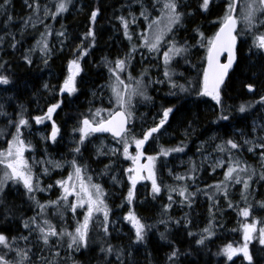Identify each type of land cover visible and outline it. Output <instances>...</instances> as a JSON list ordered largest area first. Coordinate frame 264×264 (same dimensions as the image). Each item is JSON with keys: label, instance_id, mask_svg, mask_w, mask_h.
<instances>
[{"label": "snow or ice", "instance_id": "obj_1", "mask_svg": "<svg viewBox=\"0 0 264 264\" xmlns=\"http://www.w3.org/2000/svg\"><path fill=\"white\" fill-rule=\"evenodd\" d=\"M72 0H58L53 11L48 4L41 3V0H25V4L30 9V14L22 21L20 30L21 37L24 36L29 26L37 29L38 25L51 18L55 20L59 15L68 11ZM11 0H0V15L5 17L3 23L4 35H0V46H3L6 37L12 43L10 47L17 48L20 41L16 39L15 33L8 29L15 23L14 17L9 14ZM216 0H198L197 11L201 14L209 13ZM190 6L183 0H127L123 5L127 14L116 17L123 31L124 38L128 41V51L124 55L109 60L105 58L104 67L108 71V85L110 96L108 103L113 105L110 108L89 109L88 114H82L73 128V134L78 133L75 146L71 149L73 158L71 160H55L50 156L36 159L34 156H26V153L34 151V146L30 140H26L25 129L32 127L31 121L36 125L43 124L46 120L51 121L53 113L61 108L63 100L50 103L46 111L42 110L41 115L30 116L24 105H19L18 110L10 114L4 110V105L0 104V117L6 119V125L0 128V264H65L63 251L69 254L87 251L90 248L91 232L98 228L103 233L105 244L100 247V252L105 257L115 255L117 264H125V252L123 248L116 249L107 243L111 233L109 230L111 209L107 203L108 193L100 183L93 181L90 174L89 165L81 163L77 157L85 147L86 141L91 142L97 134L110 133L117 144L122 146V155L126 160L132 161V167L125 169L129 187L124 202L131 206L136 197V186L140 181H150V195L156 200L162 192L168 193V203L163 205L162 217L168 216L173 204L179 198L181 207L192 208L197 195L203 194L209 202V220L205 227L198 232L188 230L192 224L188 214L181 219L161 218L158 223L165 226V232L160 233V239L167 241L171 251L166 255L165 264H180L182 253L175 242L169 240L168 232L170 225L183 227L188 237H194V243L199 248H206L208 243L213 241L216 236V229L222 227L216 223V213L220 210V197L227 202V207L235 210L238 217L243 218L239 221V231L242 232V242L234 246L229 242L222 246L214 255L226 257L228 262L235 264L234 257H242L247 264H257L250 245L253 241L260 246L259 251L264 252V220L253 215L254 207L264 209V200L257 201L254 206L249 202L251 196L255 199L259 187H264V123H253L246 132L240 130L234 135H239L240 139L228 138L221 143L215 144L213 152L215 158L209 153L204 156L198 165L190 161V167L184 174L174 175L176 185H164L158 180L156 162L162 157H168L172 153L185 151V142L182 140L174 147L160 146L156 155H146L145 145L150 141H155L161 130L169 123L170 116H175L180 111L176 103L162 109L161 117L152 126L144 130L138 137L134 134L132 124L135 117V106L139 99L148 102L152 97L148 95L147 89L152 84L169 85L168 95L178 96V93L195 94L198 98L208 97L215 102L214 107L218 108L219 114L216 121L232 122L236 119L232 115V106H226L222 93L228 87L229 72L234 65L239 63L238 44H248V37L251 43L248 44L249 59L257 56L264 59V0H222L223 14L212 21L218 25V30L211 36L206 37L200 28L193 29L195 33V44H190L187 39L180 43L176 39V32L184 26L187 17L195 15L189 11ZM101 9L96 8L90 13V23L94 26ZM140 25L145 27L136 31ZM52 35L48 25H44V31L39 33L36 44L30 47L22 56L27 66L33 64L32 54L37 50L41 53L45 65L51 56V48L48 37ZM59 37H64L65 32L56 33ZM96 34L93 27H90L84 34L80 45L75 50V58L68 62V75L59 87V94L67 93L72 95L77 92L76 77L81 73L82 67L80 60L89 55V49L95 47ZM85 42L87 46H85ZM63 43V41H61ZM206 49V67L203 68L202 76L198 82L187 80L186 84H178L174 79L177 73L173 69L174 62L179 63L183 59L192 68L196 65L191 64L189 56L193 48ZM62 50V49H61ZM145 51L148 56H145ZM227 53V61L220 62V57ZM137 54L141 57V62L153 59L161 61L163 68V80H151L149 70L142 69L134 76L132 74L133 61ZM8 62H0V86H13L14 81L9 75L4 74L8 71ZM179 75H183L180 73ZM250 79L258 80L259 74L252 72ZM187 85V86H186ZM49 84L45 83L43 88L49 89ZM247 94L253 96L259 91L256 83H245L243 85ZM9 87L0 88V91L7 92ZM178 90V92L176 91ZM95 95V94H94ZM11 99V98H9ZM260 106L264 108V94H260L258 99L243 101L236 108L238 114H247L252 109ZM106 113V114H105ZM246 119V116H242ZM264 121V116L261 117ZM194 121L188 123L185 130L187 137L189 130L192 129ZM58 137L62 139L61 129L53 121L51 131L47 136L41 137L46 143L58 144ZM215 140L216 137L210 138ZM203 142L198 148V152L205 148ZM135 145V155L129 151L131 145ZM121 151L120 148H106L102 143L96 148V156L99 160L103 156H115ZM254 154L259 163V172L250 165L245 159L241 158L242 152ZM144 160L145 162L141 163ZM205 161H212L210 164L213 173L222 170V179L214 184L206 185L205 188L195 187V191L190 188L196 185L197 173L201 170ZM103 163V161H100ZM67 165L66 177L55 180L53 183L44 185L42 177L49 176L53 171L63 170ZM112 164H104L100 175H108ZM171 174V173H170ZM117 181L115 176L112 177ZM189 181L191 182L189 184ZM240 186V201L233 203L230 199V190ZM259 186V187H258ZM53 188L60 190L55 200L47 199L43 202L38 199L39 193L51 191ZM15 189L26 197L30 204L33 215L21 217V228L12 234V228L8 227L12 223L15 215L14 207L10 206L7 197ZM71 198V199H70ZM243 205V206H241ZM124 204L121 205L123 207ZM78 210H82L78 213ZM71 213L75 221V226L69 230L67 214ZM78 216H82L79 219ZM102 216V219L100 217ZM249 217H252L249 222ZM131 225L134 244H141L146 241L149 230L154 227L144 221L129 207L128 212L122 218ZM237 231V229H233ZM210 251V249H209ZM190 254V253H188ZM130 255V254H129ZM111 264V261H107Z\"/></svg>", "mask_w": 264, "mask_h": 264}, {"label": "trees", "instance_id": "obj_2", "mask_svg": "<svg viewBox=\"0 0 264 264\" xmlns=\"http://www.w3.org/2000/svg\"><path fill=\"white\" fill-rule=\"evenodd\" d=\"M57 2L58 0H41L42 4H48L51 9ZM126 3L127 0H72L67 12L62 13L55 20L51 18L45 20L44 24L38 25L37 29H32L29 26L24 36L21 37L20 30L22 28V21L30 14V9L25 4V0H11L9 14L14 17L15 23L8 30L15 33L16 39L20 41V44L17 45L16 49H13L10 47L12 41L6 37L3 46H0V62H8V71L4 74L9 75L14 81L13 86H0V88L9 87L10 89L7 92L2 91L0 96V98L4 97L6 101L8 98H11V102L9 101L6 104V110L12 114L14 113V109L18 110L19 105H24L30 116L41 115L42 110L46 111L50 103L63 100L61 108L53 113L52 120L40 126L41 128L48 127L50 133L51 124L54 121L61 129L62 139L58 137V144H52L48 141L43 145L44 149L41 151V142L36 136L32 135L29 129L24 130L25 138L31 141L34 146V152L37 155L42 153L54 154L60 157L61 160H71L73 158L71 149L74 146L71 147L69 144L70 142L74 144L75 141L73 128L76 126L82 114L86 115L90 108L95 110L103 105V96L98 98L96 91L99 90V87H103L108 83L109 74L107 68L104 67L105 58L112 60L118 56L122 57L128 51V41L124 38L119 21L116 19L121 14H127L126 9L123 8V5ZM197 4L198 0L191 2V8L194 10L195 15L187 17L184 21V26L176 32V39L180 43H183L187 39L190 44H195V33L193 31L195 28H200L207 35L206 37H209L212 32L213 35L218 28V25H214L212 21L223 14L218 15L222 10V0H217V6H213L209 13L204 14L196 10ZM96 8L101 9V12L93 26L90 23L89 17L91 11ZM4 20L5 17L0 15V35H4ZM45 24L52 31V35L48 37L50 48L56 39H58L60 47L56 46L57 48L48 58L47 65L44 64L43 58L38 59V55L41 53L37 50L32 54L33 64L29 67L24 63L22 56L30 47L35 46L36 40L39 39V33L44 31ZM90 27L94 28L96 34L95 47L90 48L89 55L79 61L82 71L76 77V87L78 90L72 95L65 93L61 96L58 90L68 75V62L75 58V50L80 45L84 34ZM62 31L65 32L64 37L56 35V33ZM247 39L248 44H250L251 38L248 37ZM87 43L85 42V46H87ZM248 44H238L239 63L234 65L233 70L229 73L230 79L228 80V87L222 93L224 104L226 106H232V115L236 117L231 123L227 121L213 123L217 119L219 110L214 107L215 102L208 97L198 98L194 93L190 95L178 93V96H171L168 95L170 91L169 85L167 87H156L152 84L148 87V95L153 99L152 101L146 102L148 104L147 106L140 107V112L143 116L145 115L147 117L151 114L152 116L161 117L162 109L172 106V103H176L180 108V111L174 117L170 116L169 123L161 130L162 134H158V138L155 141L150 140L145 146L146 154L156 155L160 146L174 147L182 140L185 142V151L181 153L183 159L186 160L185 164L177 165L176 160L172 158L174 154L169 155L165 163L160 159L156 163L158 180L164 185L182 183L175 181L173 178L174 175L186 173L190 167V161H194L198 165L201 163L199 158L200 153L197 148L198 145L208 141L219 144L222 140L228 138L239 140L240 136L234 134L240 130L247 132L251 127L252 121L258 117L259 108L252 109L247 114H238L235 112V108L241 102L258 99L260 94H264V59L257 56L249 59ZM197 49L201 55L197 62H193L190 59L191 57H188L192 64L196 65V68L188 73L190 75L177 79L178 84H186L187 80L196 81V75L202 73L205 63V52H203V48L197 47ZM179 64L181 62L172 66L173 69L176 70ZM188 68L192 69L191 66H188ZM183 69L187 68L183 67ZM252 72L259 74L258 80L250 79ZM200 79L198 78V81ZM45 83L50 86L48 90L43 88ZM245 83L257 84L259 91L255 96L246 93L243 88ZM176 91L178 92V90ZM242 116H246L247 118L242 119ZM146 121L144 120L142 123H146ZM190 121H194L192 124L193 130H189L186 137L185 130L188 128ZM31 124V128H34V121H31ZM3 127L5 125L0 121V128ZM212 137H216V139H210ZM67 138H71V140L68 142L66 148L64 144H66L65 141ZM89 153V149L84 147L77 159L89 165L93 181L103 185L105 191L108 193L107 203L112 208V203L109 199L114 193V186L104 180L105 177L96 178L94 170H96L99 163L93 161ZM240 155L242 159H245L259 172L260 169L254 163L253 158L248 152L244 151ZM65 168L69 169L67 165H65ZM220 173L218 174L219 176H215L214 173L210 174L208 168L203 165L197 173L198 179L196 185L191 187L190 191H195V187L197 186L205 188L206 185L216 183L223 178L222 171ZM109 175L110 172L106 176ZM42 180L44 184L50 181ZM139 185L136 186V197L133 204L131 206L127 205L124 202V197L121 196L119 198V207H116L113 213L124 216L125 211H128L129 207H131L146 223L154 225V227L149 230L144 243L134 244L132 243L133 232L131 225L122 219L121 226L118 229H111L109 226L111 235L108 237L107 243H110L116 249H124L125 264H165L166 255L171 251V247L167 241L160 239V233L165 232V226L159 224L158 221L161 218L167 219L168 217L174 220L181 219L187 213L188 218L192 221L188 230L198 232L208 223L209 202L203 194H199L196 196L192 208L189 209L186 206L181 207L179 198L176 197L177 203L173 204L168 216L162 217L163 205L168 203V193L164 191L156 200H153L150 195L151 187L147 184L145 187ZM239 188L240 186H236L235 189L230 190V199L234 204L240 201ZM56 190L57 188H55V193ZM19 199L23 201L20 194L14 195L11 192L7 197L9 205L13 206L15 211L12 223L7 225L12 228V234H16V230L21 228V217H30L33 215V212L30 210V205L26 206L25 209L27 212H25L24 208L21 207L22 204ZM38 199L43 202L47 200V197L39 193ZM261 200H264V187H259L255 199L251 196L249 197V202L254 206L257 201ZM122 204H124L123 207H121ZM253 215L256 218L264 220V209L254 207ZM110 216L112 218L114 215L110 213ZM242 219L238 217L235 210L228 208L227 202L223 197H220V210L216 213V223L222 225V227L216 229V236L212 242L208 243L206 248H199L194 243L195 238L186 235L183 224L180 226L170 225L166 234L169 240L174 241L181 252L185 253V255H181L180 257V264H231V262L227 261L226 257H218L214 254L229 242L233 243L234 246L242 242L241 231L238 230L239 221ZM250 219L252 217H249V221ZM233 229H237V231H233ZM102 235L92 231L90 248L83 253H72L70 257L65 259V264H107V261H111V264H117L115 255L105 257L100 252V247L105 244V240L99 242V238H103ZM259 248L260 246L255 241L250 245V250L257 264H264V252H260ZM234 260L235 264H247L246 261H243L242 257H234Z\"/></svg>", "mask_w": 264, "mask_h": 264}, {"label": "rangeland", "instance_id": "obj_3", "mask_svg": "<svg viewBox=\"0 0 264 264\" xmlns=\"http://www.w3.org/2000/svg\"><path fill=\"white\" fill-rule=\"evenodd\" d=\"M194 0H183L184 3L188 4L190 7L188 8L189 11H193L194 10L191 8V2H193ZM217 1V0H216ZM52 10L55 11V6L52 7ZM223 13V11L221 10L220 13L218 15H221ZM145 27L144 26H140L138 28H136V31H140L142 30L143 28ZM213 33V32H212ZM212 33L211 35H209V37L212 36ZM205 36H207L205 34ZM56 39V38H55ZM54 39V40H55ZM55 43H53V45H51V54L53 51H55V49L59 46V42H58V39H56L54 41ZM57 46V47H56ZM60 47V46H59ZM206 49L203 48V52H205ZM121 52V50H120ZM145 56H148V53L145 51L144 53ZM200 52L198 51L197 48H193L192 49V53L189 57H191L190 59H192L193 62H197L200 58ZM205 58V56H204ZM38 59H42V56L41 54L38 55ZM205 60V59H204ZM179 62H181V64H179L178 68L175 70V72L177 73V76H175V80L177 81V79L179 78H183V76H186V75H190L188 73L192 72L191 70H194V68L190 69L188 68V66H190L189 64H186L184 62L183 59H180ZM161 64V61H158V60H153V59H148V60H145L143 62H141V57L139 54H137L136 56V60L133 61V70H132V74L134 76H137L142 69H145L147 68L149 70V77L151 78V80H163L164 77H163V68L161 66H158ZM176 64V62L173 63L172 66H174ZM192 64V62H191ZM183 67H186L187 69H183ZM180 73H183V75H179ZM202 76L200 75H196V78L194 76V78L196 79V81H198V78L200 79ZM194 79V80H195ZM108 83L106 85H104L103 87H99V90H97V96L98 98H101L103 96V99H102V103L103 105H101L100 107L98 108H110V107H113V105H110L108 103V100H109V96H110V90L109 88L107 87ZM156 87H167L168 84L167 83H164V84H154ZM1 92L0 91V96H1ZM56 92V91H54ZM11 99H7V101L5 100V98H0V104H3L4 105V110L8 113H10V111H7L6 110V104L10 101ZM11 102V101H10ZM148 104L139 99L137 100L136 102V106H135V117H134V123L131 125L133 130H134V134L136 136L141 135V133L146 130L148 127L152 126L153 123H154V118H155V121L158 122L160 117H156V116H152L151 114L148 115L147 117H145V115L143 116L142 113L140 112V107H143V106H147ZM259 108V115L258 117L252 121L251 125L253 123H256V124H260V123H264V121L261 120V117L264 116V108H261L260 106L257 107V109ZM106 114V113H105ZM144 120H147L146 123H142ZM0 121H2L4 123V125H6V119L4 117H0ZM48 120H46L45 122H47ZM44 122V123H45ZM43 123V124H44ZM43 124H40V125H36L35 124V127L34 128H30L29 130L32 132V135L36 136V138L41 142L42 144V148H41V151L44 149L43 148V145L46 143L41 137H44V136H47L49 134V128L46 127V128H41L40 126H42ZM78 133L75 134V141L76 139H78ZM28 140V139H26ZM71 140V138H67L66 139V144H64V146L67 148V144L68 142ZM75 141H74V144H71V142L69 143L71 147L75 146ZM2 142V145L3 146V140L0 141V144ZM51 143V141H49ZM103 144L104 146H106V148H120L121 151L119 153H117V155L115 156H112V155H109V156H103V157H100L99 160L97 159V156H96V148L97 146H99L100 144ZM215 144H218L217 142H213V141H208L206 144H205V148L202 149L199 153V158L200 160L202 161L204 156H207L209 153L212 154L213 158H215L216 156V153L213 152V148L215 146ZM146 146V145H145ZM201 145H198L197 148H200ZM86 148L89 149V154L91 155V158L93 161H96L98 162V166L96 168V170H94V173H95V176L96 178H101V177H105L104 180H106L109 184H112L114 186V193L112 196H110V202L112 203L111 204V214H113L114 216L111 218L110 216V228L113 229V228H119L121 226V220L123 218V216H121V214H115L113 213L114 210L116 209V207H119V204H120V201H119V198L121 196L125 197L126 194H127V191H128V187H129V181L127 179V174L125 172V169L129 168V167H132V161L131 160H126L123 155H122V146L117 144L116 140L114 139H110L108 140V138L106 136H96V138H92L91 139V142H88L86 141V145H85ZM129 151L132 155H135V145H131L130 148H129ZM182 153V152H181ZM181 153H172L174 155H172V158L174 160H176V164L177 165H183L185 164L186 160L183 159V156L181 155ZM251 157L253 158L254 160V163L258 166V168L260 169V163L257 159V157L254 155V154H251ZM50 156L51 158L55 159V160H61L60 157L52 154H48V153H42V154H36L34 151L31 152V153H26V156H34L36 159H42V158H45V156ZM146 155H151V154H146ZM166 158L168 157H162L160 158V160L165 163V160ZM103 161V163H101L100 161ZM159 160V159H158ZM157 160V162H158ZM82 163V161H80ZM145 162L144 160L141 161V163ZM156 162V163H157ZM212 161H205L204 162V165L208 168V172L210 174H213L212 170H211V167H210V164H211ZM111 163L112 164V168L111 170L109 171L110 172V175L109 176H101L100 173H101V170L102 168L104 167V164H109ZM57 171V172H56ZM56 171H53L49 176H44L42 177V179H45V180H50L49 182L47 181V183H45L44 185H47L48 183H53L55 182V180L57 179H61L62 176L63 177H66L67 174H68V171H71V169H66L64 168L63 170H56ZM220 171L222 170H217L215 174V176H217L218 174H221ZM115 176L117 178V181H119L118 183L117 182H114L112 177ZM219 176V175H218ZM191 182L189 181V184ZM141 184L143 187L146 186V184L148 186L151 187V182L150 181H147V180H144V181H140L137 185ZM139 185V186H141ZM59 192L60 190L57 188L56 190V193H55V188H53L51 191H47V192H44V193H40V194H43L44 196L47 197V199H52V200H55L57 198V196L59 195ZM11 193H13L14 195H18L20 194V196L23 198V201H21V207L24 208V211L27 212V210L25 209L26 206L30 205L29 202H27L26 200V197L23 195L22 191L21 192H16L15 189H12ZM71 199V198H70ZM108 199V197H107ZM129 210V209H128ZM82 210H78V213L81 212ZM128 211H125L124 215L127 213ZM30 215V214H29ZM79 219H82V216H78ZM100 219H102V216L100 217ZM251 222V219L250 221ZM67 223L69 225V230L71 231L72 228L75 226V221L74 219L72 218V214L71 213H68L67 214ZM93 231L95 233H99L100 235H102L103 233L101 231H99L98 228H94ZM103 236V235H102ZM241 236H242V232H241ZM104 240V238H99V242H102ZM62 256L65 257L66 259L68 257L71 256V254H69L67 251L65 252H62Z\"/></svg>", "mask_w": 264, "mask_h": 264}, {"label": "water", "instance_id": "obj_4", "mask_svg": "<svg viewBox=\"0 0 264 264\" xmlns=\"http://www.w3.org/2000/svg\"><path fill=\"white\" fill-rule=\"evenodd\" d=\"M217 30H218V29H217ZM223 55H225V56H224V60L221 61V58L223 57ZM223 55L220 57V62H221V63H225V62L227 61V53H224ZM205 67H206V66H205ZM231 71H232V70H231ZM231 71H230V72H231ZM230 72H229V73H230ZM106 135H107V136H111L110 133L97 134V136H106ZM111 137H112V136H111Z\"/></svg>", "mask_w": 264, "mask_h": 264}]
</instances>
